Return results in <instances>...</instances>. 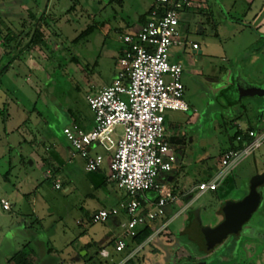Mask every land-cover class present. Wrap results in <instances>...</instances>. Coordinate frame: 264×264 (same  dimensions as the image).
<instances>
[{
  "label": "rangeland",
  "instance_id": "374dc122",
  "mask_svg": "<svg viewBox=\"0 0 264 264\" xmlns=\"http://www.w3.org/2000/svg\"><path fill=\"white\" fill-rule=\"evenodd\" d=\"M19 1L0 0V19L13 24L15 41L24 37L22 32L34 33L38 23L24 29L16 22L24 23L31 15L35 19L40 13L51 45L46 47L49 59L40 70L24 65L27 55H20L7 73L2 74L0 66V173L9 172L12 182L27 174L38 183L44 200L37 231L41 244L54 249L41 258L46 264H119L136 246L117 252L113 240L107 246L111 256L101 258L97 244L110 225L86 218L93 208L114 204L118 193L124 191L112 183L109 188L115 192L107 199L100 198L101 192L97 199L91 196L90 180L95 174L85 171L77 158H69L63 129L73 125L77 109L82 108L93 86L102 87L112 80L122 48L118 37L139 27L155 0H21L24 5ZM226 1L207 0L201 8L180 10L185 44L172 47L169 60L179 57L185 64L181 81L190 110L168 112L165 122L167 141L173 135L185 139L182 144H171L180 161L172 171L176 176L169 188L179 199L169 205L171 211L164 217L165 221L171 219L167 226L170 233L153 234L152 239L161 242L145 245L123 264H188L203 259L206 264H264V202L246 224L250 228L246 234L229 236L206 254L195 243L185 242L181 234L188 222H193L192 212L197 207H201L203 226L220 223L221 203L242 199L250 179L264 172L263 141L226 174L217 190L203 193L182 211L186 203L182 194L196 197L198 184L214 177L236 124L264 133V94L248 93L251 85L264 90V37L258 39L254 33L244 6L232 10ZM198 27L202 32H197ZM89 28L93 30L88 32ZM193 42L202 50L200 59L193 54ZM122 132L123 128L117 127V133ZM46 162L61 169L56 177H45ZM60 177L65 179L64 187L55 189L54 181ZM35 183L28 187L31 192ZM65 188L70 191L64 192ZM83 208L85 212H81ZM20 209L17 207V214L24 210ZM86 242L94 247L87 258L75 260Z\"/></svg>",
  "mask_w": 264,
  "mask_h": 264
},
{
  "label": "built area",
  "instance_id": "2783aa9c",
  "mask_svg": "<svg viewBox=\"0 0 264 264\" xmlns=\"http://www.w3.org/2000/svg\"><path fill=\"white\" fill-rule=\"evenodd\" d=\"M186 5H190V0H155L149 20L136 32L118 37L123 47L118 59L119 71L111 84L86 97L94 116L93 127L86 131L74 124L63 129L73 155L86 158L88 172L97 171L104 162L102 155L90 154L91 147L100 146L111 152L109 179L126 192L127 199L116 207L97 210L91 221L104 223L111 216L126 212L127 218L120 224L122 232L115 239L117 252L128 248L129 239L134 240L139 227L164 218L166 208L179 199L159 177L170 174L178 161L166 140V114L190 109L181 81L183 64L169 60L170 49L185 44L180 10ZM192 47L197 49L198 45L194 43ZM119 126L123 128L122 134L117 133ZM248 134L250 142L243 148L225 152L214 177L198 184V194L182 211L203 193L217 190L226 174L262 145L264 133L249 130ZM55 187L60 188V183ZM0 203L4 210L11 208L6 199ZM167 225L154 228L153 234L164 231ZM143 245L139 244L129 257ZM99 254L104 258L110 256L106 248Z\"/></svg>",
  "mask_w": 264,
  "mask_h": 264
},
{
  "label": "crops",
  "instance_id": "0c3cea01",
  "mask_svg": "<svg viewBox=\"0 0 264 264\" xmlns=\"http://www.w3.org/2000/svg\"><path fill=\"white\" fill-rule=\"evenodd\" d=\"M239 1H240V3H239ZM196 2L199 4L198 6L196 5ZM205 2H207V0H190V5L184 6L182 8V10L189 11L194 7L197 9L201 8L203 6V4H205ZM226 3H228V5L230 6V9H232V10H240L241 6L242 7L244 6L246 8L244 15L246 17H249L251 23L253 22V24H254V26L252 27L255 31L254 33L258 36V39H260L261 37H264V0H233V1L230 0V2L227 0ZM19 4L24 5V3L21 0L19 1ZM47 6L48 5H46V7ZM152 6H153V4L150 6V8ZM33 17L34 16L31 15V17H29L27 20H25L24 23L16 22L19 25L23 26L24 29H26L27 25H31V24L35 25L36 21H38L37 28L34 30V33L31 32L32 30H28V31L25 30L26 31L25 33L22 32V34H24V37L20 41H17V42L15 41L16 33L10 27V25H13V24L10 22L6 23V22H8V19H5V20L0 19V27L2 26L0 28V34H1L0 35V66H2V68H3V69H1L2 74L9 72V70L11 68L15 67V65L20 60V58H19L20 55L21 56L27 55V57L24 60V65H26V67H28L30 69H34V70H40L41 67L43 66L45 60L49 59L48 58L49 55L46 51V47L48 45H51L49 40H47L48 31L43 28L44 24H42V22L40 20L41 19L40 13L36 16L35 19ZM40 24H41V26H40ZM142 25H143V23H140L139 27H137L133 31H130L127 33L136 32L137 30H139L141 28ZM180 25H181V22H180ZM3 31H4V33L7 32V34L3 35L4 34ZM27 32H29L28 35H27ZM35 32L41 33L43 35V38H42L43 40H42L41 44L33 45V41H34L33 37H34ZM197 32L198 33L202 32V28L198 27ZM124 34H126V33H124ZM2 36H5V37L2 38ZM2 42L5 43V45L3 47H2V45H3ZM22 42H23V44H22ZM194 43L197 44L196 42H193L192 45ZM122 48H121L119 57L122 54ZM194 50H197V51L200 50V46L198 45L197 49L193 48V51ZM17 52H19V53L17 54ZM119 57H118V59H119ZM5 58H7L6 61H4ZM178 61H181V58L177 57L176 61H174V62H178ZM117 64H118V60H117ZM118 71H119V65H118L116 71L114 72V76H113L112 80L107 85L112 83V81L114 80ZM107 85H104V86H107ZM104 86H102V87H104ZM102 87L93 86L90 93H88L85 96L82 108L77 109V112H76L77 114L75 116L73 125L77 124L80 128H82L83 130H86V131L90 130L93 127L94 116H93L92 111L90 110V107L88 105L86 97L89 94H92V93L96 92L97 90L101 89ZM238 126L241 127L240 125H238ZM66 127H69V125ZM241 128H243V127H241ZM179 137H181V136H179ZM64 139H65V137H64ZM66 149H67V151H66L67 155L70 156L69 158H71V159L77 158L80 161L82 168L85 171H87L86 170V158L83 156H80V155H73L72 148H71L69 143H67ZM90 154L91 155L100 154L104 157V162H103L102 166L97 171L92 172L95 175H93L92 180H90L91 189L93 190V192L91 193V196L95 198V195H96V199H97V196H100L98 193L101 192L102 194H101L100 198L107 199V197H109L108 195H111L112 192H115V190L111 191L109 188V185L113 183L109 179V174H110L109 164H110V160H111V152L105 150L104 148H102L100 146H93L90 148ZM179 161H180V159L178 157L177 162H179ZM5 168H6V166L2 167L3 170ZM44 169H45L44 174H45V177H47V178L56 177V174L61 171V169L58 166H55L53 163H50V162L49 163L46 162ZM48 173H50V177L47 176ZM9 176H10L9 172H6L4 175H1V173H0V201L2 199H6L11 204V208L9 210H4L1 206V203H0V264H14V262L12 261V258L17 253H20V252H23L26 255L28 261H30L32 264H46V261L41 260V258L48 256L54 249H53V247L48 248L46 245L41 244L40 238H39V232L37 231L41 226L40 221H39L40 215H38V213H41L40 209H43V204H41V203L44 200L43 196L40 194L39 189L37 188L38 183L37 182L35 183V181L32 178H31L32 180H30V178L28 177L27 174H25V176L23 178L17 177L16 182H12V180L10 179ZM175 176H176L175 172H172L168 175L162 174L159 177V181L161 183H166L167 187H171L170 184L174 183ZM64 180H65L64 177L56 178V180L54 181V187H55V184L57 182H59L60 188L55 187V189H62L64 187ZM201 182H203V181H201ZM31 183L36 184L33 187L32 192H31V190L28 189V187L31 186L30 185ZM114 188H115V186H114ZM68 191H70V188L64 189V192H68ZM147 196L152 197V195H147ZM182 197L185 198V200H186L185 205L188 204L190 202V200L193 199V198L192 199L189 198L188 192L182 194ZM126 199H127L126 192L118 193V195L116 197V201L114 204L107 206V207L106 206H100V207L93 208L91 211H89V213H87L88 217L86 218V220L89 219L91 221L92 214L94 212H96L97 210L110 209L112 207H116L119 205V203L121 201H124ZM29 201H31V205H29L30 204ZM192 204L193 203H191L188 206V208H190L192 206ZM185 205H184V207H185ZM17 207L21 208L20 212L22 211V208H23L24 209L23 212L20 214H17ZM25 207H28V209H26ZM170 211H171V207L168 206L166 208V213H168ZM81 212H85V209L83 208ZM126 218H127L126 212H120L117 216H111L106 222H104V223H108L110 225V229L106 233V235H104L101 238L99 244H97V246L99 247V249H98L99 251L102 248L107 249V246L110 245L113 240L115 241V239L121 234L122 228H121L120 224L123 223L126 220ZM170 220L171 219H168L165 221L164 218H161V219H158L155 222H153V224H151V227L153 229V233H154V228L160 227L166 223L169 224ZM77 224L81 225L82 221H77ZM143 228L139 227L138 230L140 231ZM164 231L166 233H170L167 230V227ZM153 233L150 236H152ZM148 238L146 240H144L142 243H140V244L144 243L143 248L145 245H147L149 243H153L155 241L153 239L148 241ZM156 242L158 244L161 242V240L157 239L155 241V243ZM132 245H135L137 247L139 244H137L134 240L129 239V244H128L127 249H130V247ZM93 247H94V244H92L90 242H86V243L82 244L80 247V250H84L83 252H85V253H82V254L78 253V255L75 256V260L79 261V260H84L85 258H87L88 254H89V250H91V248H93ZM136 247H134V249ZM127 249H125L124 251H126ZM134 249H132V251ZM124 251H122V252H124ZM132 251H130V252H132ZM98 254H99V252H98ZM129 255H130V253H128L126 255V257L122 261H120L119 264H123L125 262L129 263L130 259L132 258V257H129ZM99 256H100V254H99ZM110 256H111V253H110ZM100 257L102 258V256H100ZM174 259H175V257H174ZM89 260H91V258Z\"/></svg>",
  "mask_w": 264,
  "mask_h": 264
},
{
  "label": "water",
  "instance_id": "95a60500",
  "mask_svg": "<svg viewBox=\"0 0 264 264\" xmlns=\"http://www.w3.org/2000/svg\"><path fill=\"white\" fill-rule=\"evenodd\" d=\"M193 54L200 59L202 50H194ZM248 93L252 96H259L264 94V90L258 86L251 85L250 87L248 86ZM169 142L178 145L184 143L185 139L173 135L170 136ZM263 202L264 172L256 174L250 179L248 192L242 199L226 200L221 203L222 220L217 225L213 227L203 226L200 219L201 207H197L192 212V217L193 224L202 239V251L208 253L222 244L229 236L235 235L237 237L243 231L244 225L260 209ZM197 264H206V262H199Z\"/></svg>",
  "mask_w": 264,
  "mask_h": 264
},
{
  "label": "trees",
  "instance_id": "16d2710c",
  "mask_svg": "<svg viewBox=\"0 0 264 264\" xmlns=\"http://www.w3.org/2000/svg\"><path fill=\"white\" fill-rule=\"evenodd\" d=\"M150 15H151V8L147 11L145 15L141 17L140 19L141 23L143 24L146 23L149 20ZM91 30H93V28H89L88 32H90ZM42 38H43V35L41 33L35 32L34 37H33L34 41L32 40L33 45L41 44L43 40ZM249 130H253V128L251 126H248L243 129V128H239V126L237 125V129L234 135L230 137V140H229L230 145L228 147V150H231V149L236 150V149L243 148L246 143L250 142L251 138L249 137V134H248ZM152 233H153V229L151 225H147L138 232L137 236L134 238V241L137 244H140L144 240H146ZM181 234L185 235V239H186L185 242H188L191 245L192 243H195L197 248H199L202 251V239L200 238V235L195 225L193 224V222H188L187 226L185 227V230H183ZM203 254H206V252H203ZM12 261L14 262V264H32L30 261H28L26 255L23 252L17 253L12 258Z\"/></svg>",
  "mask_w": 264,
  "mask_h": 264
},
{
  "label": "flooded vegetation",
  "instance_id": "af4514ba",
  "mask_svg": "<svg viewBox=\"0 0 264 264\" xmlns=\"http://www.w3.org/2000/svg\"><path fill=\"white\" fill-rule=\"evenodd\" d=\"M181 62H182V64H183V67H184V70H185V64L183 63L182 60H181ZM184 70H183V72H184ZM246 194H247V193H246ZM246 194H245V195H246ZM246 224H247V223H246ZM246 224H245L244 227H243V231L238 235L239 237L243 236L244 234L247 233V231H249L250 228H247L248 225H246ZM231 236L235 237V235H231ZM202 259H203V258H202ZM199 262H205V261H204V259H203V260H198V261L193 262V263H192V262H191V263L188 262V264H197V263H199Z\"/></svg>",
  "mask_w": 264,
  "mask_h": 264
}]
</instances>
